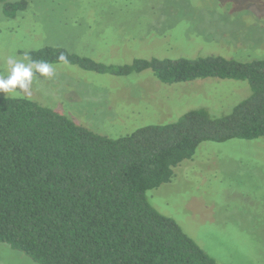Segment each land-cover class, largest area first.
I'll return each mask as SVG.
<instances>
[{
    "label": "rangeland",
    "instance_id": "374dc122",
    "mask_svg": "<svg viewBox=\"0 0 264 264\" xmlns=\"http://www.w3.org/2000/svg\"><path fill=\"white\" fill-rule=\"evenodd\" d=\"M9 17L0 3V73L9 57L31 60L44 46L104 65L136 58L219 55L264 58V0H27ZM27 57V59H25ZM34 72L27 97L116 138L150 124L174 122L195 109L222 117L247 98L246 80L216 77L163 83L150 70L118 75L68 61ZM148 202L175 220L218 264H264V136L203 141L173 168ZM0 264H39L0 241Z\"/></svg>",
    "mask_w": 264,
    "mask_h": 264
},
{
    "label": "trees",
    "instance_id": "16d2710c",
    "mask_svg": "<svg viewBox=\"0 0 264 264\" xmlns=\"http://www.w3.org/2000/svg\"><path fill=\"white\" fill-rule=\"evenodd\" d=\"M13 17L27 0H0ZM125 75L150 69L163 83L246 80L250 95L222 117L195 109L112 138L27 97L0 96V241L39 264H218L147 200L203 141L264 136V58H136L104 65L57 46L31 61Z\"/></svg>",
    "mask_w": 264,
    "mask_h": 264
},
{
    "label": "clouds",
    "instance_id": "9594fccd",
    "mask_svg": "<svg viewBox=\"0 0 264 264\" xmlns=\"http://www.w3.org/2000/svg\"><path fill=\"white\" fill-rule=\"evenodd\" d=\"M59 59L63 61L65 57L61 55ZM6 63L8 65V73L6 75L0 73V92L6 93L7 95L17 93V88H19V92L26 93L30 96V86L33 81L34 72L45 77L54 74L52 65L44 61H30L25 63L23 60L9 57Z\"/></svg>",
    "mask_w": 264,
    "mask_h": 264
}]
</instances>
